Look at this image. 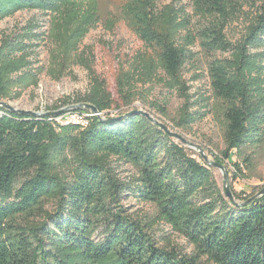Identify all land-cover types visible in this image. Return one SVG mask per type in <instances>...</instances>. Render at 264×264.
<instances>
[{
  "label": "trees",
  "instance_id": "obj_1",
  "mask_svg": "<svg viewBox=\"0 0 264 264\" xmlns=\"http://www.w3.org/2000/svg\"><path fill=\"white\" fill-rule=\"evenodd\" d=\"M88 1L98 0H0V22ZM125 1L124 19L148 53L121 65V104L92 71L89 91L65 103L81 107L71 114L92 106L103 121L61 125L48 115L0 107V264H264V196L233 206L212 168L166 131L131 110L110 115L152 82L158 66L183 100L173 128L186 130L207 117L192 111L196 103L182 82L196 41L182 37L190 26L184 10L159 8L156 0ZM196 1L202 15H218L200 32L203 45L229 54L208 66L212 98L223 105L226 146L214 159L250 169L264 149V4L244 40L233 45L224 32L229 9L242 0ZM37 26L0 40V102L17 99L16 88L37 85ZM120 163L135 172L128 181L120 177ZM234 197L239 204L251 199ZM128 198L154 206L156 215L145 221L130 213L122 205ZM163 222L193 247L191 254L157 241L153 231Z\"/></svg>",
  "mask_w": 264,
  "mask_h": 264
},
{
  "label": "rangeland",
  "instance_id": "obj_2",
  "mask_svg": "<svg viewBox=\"0 0 264 264\" xmlns=\"http://www.w3.org/2000/svg\"><path fill=\"white\" fill-rule=\"evenodd\" d=\"M156 2L159 8L175 5L183 9L190 21L188 32L182 33V37L190 34L196 38V41L189 48L192 60L184 68L182 82L188 94L192 96L191 101L196 103L192 111L200 110L207 113V117L186 130L173 128V122L180 117L183 100L176 90L168 86L166 75L158 66L152 82L147 86L140 85L135 92L134 100L120 110H112L110 115L116 117L119 113L130 110L149 113L160 123L167 124L171 132L180 135L186 144L176 138L175 141L188 149L195 158L199 160L202 158L200 154L203 153L210 163L223 167V169L212 168L223 194L226 186L225 173H227V185L231 193L233 195L236 193L242 198H252L253 193L264 188V149L250 169L241 167L237 171L230 163H219L214 159V157L221 158L226 146L223 137V105L212 98L208 66L215 59L228 58L229 54L212 52L205 48L200 32L211 27L213 25L211 23L218 20V15H202L196 0H156ZM125 4V0L77 2L49 15L25 11L0 22V40L3 36L34 23L38 25L37 29L42 39L37 49L35 64L37 67L35 71L38 73L37 85L16 88L14 91H19V95L13 94L12 97L18 98L3 102L15 110L48 115L56 118L57 123L67 125L73 107L79 105L71 102L65 105V103H68V99L73 100L89 91L92 71L106 82L114 101L121 104L117 96V79L121 65L132 60L139 53L145 55L148 53L124 19ZM263 4L264 0H242L229 9V14L232 16L224 34L230 43L236 45L244 40L256 16L261 15ZM260 51H264V48ZM209 98L211 100L207 102ZM58 113L60 114L57 116ZM81 114L83 119L97 117L91 111ZM83 122L86 123L85 120ZM233 161H237L236 157ZM118 169L124 181L135 175L133 169L123 163L119 164ZM122 205L127 207L130 213L145 221L156 215L154 206L131 198L124 199ZM153 234L164 247L175 246L186 254L193 252V247L167 223H158Z\"/></svg>",
  "mask_w": 264,
  "mask_h": 264
},
{
  "label": "water",
  "instance_id": "obj_3",
  "mask_svg": "<svg viewBox=\"0 0 264 264\" xmlns=\"http://www.w3.org/2000/svg\"><path fill=\"white\" fill-rule=\"evenodd\" d=\"M0 107H2L3 109H6L8 111L14 112L16 114H26V115H30V116H41L38 113H33V112H25V111H19V110H15L13 109L9 104L4 103V102H0ZM81 108L80 106L77 107H73V109H78ZM85 109L93 112L94 114H96L97 117H99L100 119H102V114H99L97 109L92 107V106H85ZM135 113H138L144 117H147L151 122H153L155 125L159 126L161 129H163L164 131H166L169 135H171L172 137L181 140L184 144H186V141L178 134L171 132L166 125L160 123L158 120H156L155 118H153L149 113L144 112V111H140V110H134ZM60 113L57 114V116ZM103 121V119H102ZM202 156V158L204 159V161L206 162V164L208 166H210L211 168H219V169H223V167L221 165H218L216 163H210L208 161L207 156L203 155V153L200 154ZM225 181H226V186H225V190H224V196L226 197V199L233 205L236 206L238 208L243 207L245 205L250 204L251 202H253L255 199L260 198L262 196H264V189L262 191H260L258 194H256L255 196H253L251 199H249L248 201H246L245 203L239 204L237 202V200L235 199L234 195L231 193L228 185H227V173H225Z\"/></svg>",
  "mask_w": 264,
  "mask_h": 264
},
{
  "label": "bare ground",
  "instance_id": "obj_4",
  "mask_svg": "<svg viewBox=\"0 0 264 264\" xmlns=\"http://www.w3.org/2000/svg\"><path fill=\"white\" fill-rule=\"evenodd\" d=\"M69 123H74V124H81V125H86L81 119H68Z\"/></svg>",
  "mask_w": 264,
  "mask_h": 264
},
{
  "label": "built area",
  "instance_id": "obj_5",
  "mask_svg": "<svg viewBox=\"0 0 264 264\" xmlns=\"http://www.w3.org/2000/svg\"><path fill=\"white\" fill-rule=\"evenodd\" d=\"M82 116L83 115L80 114H71L68 119H81L82 121H84Z\"/></svg>",
  "mask_w": 264,
  "mask_h": 264
}]
</instances>
